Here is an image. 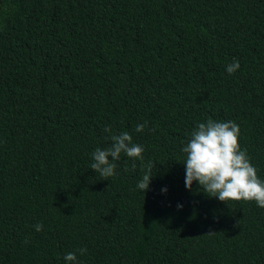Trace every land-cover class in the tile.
<instances>
[{
	"label": "trees",
	"instance_id": "obj_1",
	"mask_svg": "<svg viewBox=\"0 0 264 264\" xmlns=\"http://www.w3.org/2000/svg\"><path fill=\"white\" fill-rule=\"evenodd\" d=\"M209 117L264 180V0H0V264H264V208L185 186ZM105 127L143 146L144 195L140 161L90 169Z\"/></svg>",
	"mask_w": 264,
	"mask_h": 264
},
{
	"label": "clouds",
	"instance_id": "obj_2",
	"mask_svg": "<svg viewBox=\"0 0 264 264\" xmlns=\"http://www.w3.org/2000/svg\"><path fill=\"white\" fill-rule=\"evenodd\" d=\"M239 68V60L234 59L226 66V71L231 75ZM145 126L146 122L137 124L134 131L141 133ZM104 131L112 133L110 127H105ZM240 135L241 129L235 121H217L209 117L206 122L198 123L191 131L187 144L182 148V152L186 154L183 162L185 186L191 190L194 182H198L199 190L227 205L230 201H243L255 202L259 208H264V180L258 177V170L251 163L247 149L241 148ZM108 138L112 142L109 147L96 148L91 154L93 163L90 169L102 177V180H109L116 175V162L121 159L122 154L133 160V171L136 169L135 161H140L143 175L137 188L144 195L155 175L152 172L153 164L144 163L143 146L133 143V137L129 132L112 133ZM162 191L167 192V189ZM34 228L40 232L43 230V224H37ZM28 242L26 239L25 243ZM77 252L83 256L87 249L80 248ZM64 260L66 264H80L76 252L66 253Z\"/></svg>",
	"mask_w": 264,
	"mask_h": 264
}]
</instances>
